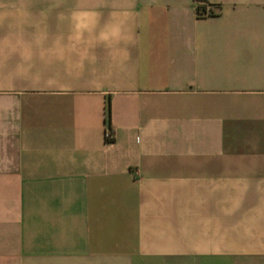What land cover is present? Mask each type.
<instances>
[{"label": "crops", "instance_id": "1", "mask_svg": "<svg viewBox=\"0 0 264 264\" xmlns=\"http://www.w3.org/2000/svg\"><path fill=\"white\" fill-rule=\"evenodd\" d=\"M0 264H264V0H0Z\"/></svg>", "mask_w": 264, "mask_h": 264}, {"label": "trees", "instance_id": "2", "mask_svg": "<svg viewBox=\"0 0 264 264\" xmlns=\"http://www.w3.org/2000/svg\"><path fill=\"white\" fill-rule=\"evenodd\" d=\"M197 13L199 16L211 15L215 13V9L208 1H201L197 6ZM107 122L110 124V105L107 106Z\"/></svg>", "mask_w": 264, "mask_h": 264}, {"label": "built area", "instance_id": "3", "mask_svg": "<svg viewBox=\"0 0 264 264\" xmlns=\"http://www.w3.org/2000/svg\"><path fill=\"white\" fill-rule=\"evenodd\" d=\"M107 138H113V132L111 130L107 131Z\"/></svg>", "mask_w": 264, "mask_h": 264}]
</instances>
